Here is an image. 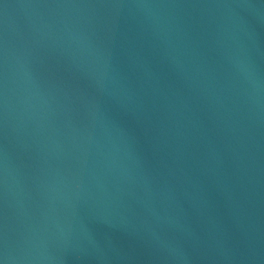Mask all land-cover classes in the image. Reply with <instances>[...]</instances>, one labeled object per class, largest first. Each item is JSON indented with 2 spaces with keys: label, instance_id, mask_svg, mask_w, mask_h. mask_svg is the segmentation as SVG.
<instances>
[{
  "label": "water",
  "instance_id": "obj_1",
  "mask_svg": "<svg viewBox=\"0 0 264 264\" xmlns=\"http://www.w3.org/2000/svg\"><path fill=\"white\" fill-rule=\"evenodd\" d=\"M4 264H264V0H0Z\"/></svg>",
  "mask_w": 264,
  "mask_h": 264
},
{
  "label": "snow or ice",
  "instance_id": "obj_2",
  "mask_svg": "<svg viewBox=\"0 0 264 264\" xmlns=\"http://www.w3.org/2000/svg\"><path fill=\"white\" fill-rule=\"evenodd\" d=\"M0 264H4V260L3 259H0Z\"/></svg>",
  "mask_w": 264,
  "mask_h": 264
}]
</instances>
